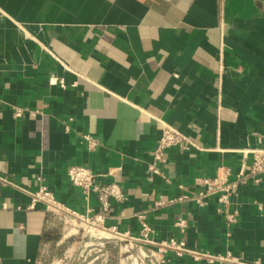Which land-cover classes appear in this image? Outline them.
<instances>
[{"label": "crops", "instance_id": "crops-1", "mask_svg": "<svg viewBox=\"0 0 264 264\" xmlns=\"http://www.w3.org/2000/svg\"><path fill=\"white\" fill-rule=\"evenodd\" d=\"M163 125L191 145L155 162ZM261 149L264 0H0V264L68 252L71 264H137V254L144 264H229L159 252L169 240L264 264V176L236 189L229 226L216 196L190 200L221 168L235 180ZM70 166L120 189L104 228L138 237L144 222L156 245L125 255L117 238L63 234L41 204L29 209L21 190L45 186L70 211L101 212L95 194L69 183Z\"/></svg>", "mask_w": 264, "mask_h": 264}, {"label": "built area", "instance_id": "built-area-1", "mask_svg": "<svg viewBox=\"0 0 264 264\" xmlns=\"http://www.w3.org/2000/svg\"><path fill=\"white\" fill-rule=\"evenodd\" d=\"M15 116H21L20 109L15 110ZM84 139L87 142L88 149L93 150L98 146V143L90 136H85ZM190 145V141L180 131L171 126L163 125L160 137L153 151V159L155 162H160L164 152L167 149L173 147L185 149ZM252 155L253 157L250 164L242 166V168L235 175V180L229 181V171L225 168H221L214 180L205 179L200 182L201 190L197 194L192 195L190 197V200H192L196 206L202 207L204 204V199L206 197L213 195L216 196L217 204L219 207L218 211L224 215L225 223L227 224V226L234 224L236 222L237 212L235 210H230L229 207L231 205V199L234 196L236 189L239 186L248 183L258 184L259 178L261 176H264V149L252 151ZM149 171L151 173H157V168L152 165L150 166ZM66 175L69 183L73 187L78 188L86 197L90 194H95L101 206V212L99 214L91 217L88 216V214L81 215L68 210L63 204L56 200L54 195L45 186H40L34 192L21 190L23 193L27 194L30 197L29 209L33 208V206L38 203L43 206L46 213H48L55 219L60 220L61 218H71L75 221H79L83 225H86L88 228L103 232L102 237L110 236L113 238H117L118 240L126 243L123 245V253L125 255H129L131 254V252H133V243L156 245L149 239L151 230L149 226L144 222L141 223L140 235L138 237H131L127 236L126 234H120L114 228H104L102 226L103 216L109 209L110 201H119L121 199L120 189L115 183H99L97 181L99 175L82 166H70L66 171ZM109 175L110 173H108V176ZM187 198L188 196H180L169 202L157 201L154 203V205L156 207H161L164 204L180 201ZM63 222L67 224L66 220ZM176 225L178 227L185 226L181 220H178ZM94 236L101 235L97 234ZM158 247V251L161 253L171 251L174 252V254L177 256L188 254L195 260H206L208 262L219 261L229 264H260L258 262L248 263L237 261L230 255L210 256L203 252L191 251L186 249L182 242H176L174 240H169L168 242L162 243L158 245ZM66 257L68 256L64 255L63 258L65 259ZM135 258L138 264H144V260L139 254L135 255Z\"/></svg>", "mask_w": 264, "mask_h": 264}, {"label": "rangeland", "instance_id": "rangeland-1", "mask_svg": "<svg viewBox=\"0 0 264 264\" xmlns=\"http://www.w3.org/2000/svg\"><path fill=\"white\" fill-rule=\"evenodd\" d=\"M65 220L67 221V224L63 222ZM56 221L61 223V226H62L61 227V229H62L61 231H62L63 234H69V235H72V236H74V235L75 236L83 235L84 237L92 236V234H94V235L98 234V235H101V236L103 235V233H101V231L95 230V229H92V228H88L86 225H83L79 221H75L74 219H71V218H65V219L61 218L60 220L56 219ZM98 238L99 237L96 236V240ZM122 248H123V245H122ZM64 255L68 256V257H66L67 259L63 258ZM64 255H62L60 258H57L56 260L50 261L47 264H71V262H73V259H72L73 255H71V253H69V252L64 254Z\"/></svg>", "mask_w": 264, "mask_h": 264}, {"label": "bare ground", "instance_id": "bare-ground-1", "mask_svg": "<svg viewBox=\"0 0 264 264\" xmlns=\"http://www.w3.org/2000/svg\"><path fill=\"white\" fill-rule=\"evenodd\" d=\"M101 233H103V232H101Z\"/></svg>", "mask_w": 264, "mask_h": 264}]
</instances>
